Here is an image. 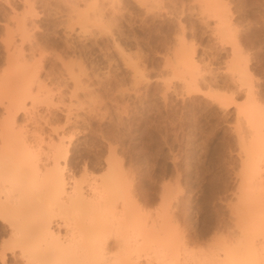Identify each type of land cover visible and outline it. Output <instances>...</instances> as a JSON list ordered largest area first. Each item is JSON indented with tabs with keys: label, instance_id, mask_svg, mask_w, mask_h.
<instances>
[{
	"label": "rangeland",
	"instance_id": "1",
	"mask_svg": "<svg viewBox=\"0 0 264 264\" xmlns=\"http://www.w3.org/2000/svg\"><path fill=\"white\" fill-rule=\"evenodd\" d=\"M210 3L221 13L223 11L231 24L230 31L238 39V54L241 56L238 55V62L241 59L246 63L248 81L256 98L264 104V0H211ZM79 10L80 13L77 12ZM21 17L26 21L25 29L28 31L25 33L22 31L24 27L21 29L18 24ZM79 17L88 18L83 28L79 26V21L77 23ZM214 20L215 16L206 9L205 0H0V74L15 71L14 64L15 68L21 66L24 58L22 64L28 68L27 73L25 71L21 75L22 80L24 83L29 80L27 82L33 88V94L38 96L33 105V113L37 110L36 116L12 106L6 110L4 105L15 90L24 87V83L19 81L6 87L0 85V120L7 121L13 113L10 118L15 119L13 126L17 128L22 124L28 127L30 131L25 127L27 132L23 135L30 143L37 142L38 139L33 137L37 134L45 141L50 136L58 137L60 131L66 132L67 138L73 135L68 141L70 143L67 142L70 151L65 163L70 177L78 178L83 174L99 176L106 169L104 157L108 153V145H113L116 156L123 159L125 170L129 171L128 174L133 173L128 175L130 187L132 184V189L136 186V191H133L137 198L141 197L138 199L140 205L144 203L146 208L142 207L151 211L154 207L162 208L159 207L162 203L167 216H174L168 220L170 227L173 226L170 230L177 238L174 237V247L162 249L161 246L159 253L170 255L179 263L189 260L188 257L191 258L187 262L192 261L193 255L203 258L206 253L209 254L210 264H219L222 258L226 259L222 244L223 247L227 244L224 232L231 230L227 226L233 223L229 207L235 196L231 189L238 183L235 172L242 165L238 136L245 130L239 128L241 119L237 117V105L246 101V86L240 85L236 75L228 68L231 44L217 35ZM20 32L26 34L25 37ZM180 37H184L186 45H190L193 59L199 64L198 70L201 68L198 73H204L203 81L209 79L210 83L204 81L210 84L209 87L201 81L203 76L198 80V87L184 86L183 71L179 70L181 66H177L172 58L177 48L175 42ZM11 47L16 48L15 53L22 55L23 52L21 60L19 58L12 63L7 54L8 50L12 51ZM79 63L84 64V71L87 70L93 80L83 74L86 72H80L82 78L91 80L89 83L92 86L86 88L81 84L76 89L77 94L85 97L82 91L93 90L97 86L93 90L95 94L92 92V99L77 96L80 103L72 91L75 84L69 71L73 67L78 72ZM133 74L140 80L136 78L138 81H135ZM46 91L51 93V97L65 102L45 103L44 96L49 95H45ZM58 96H62L61 99ZM41 97L43 102L38 101ZM29 99L26 98L27 104ZM84 101L99 106L92 111L87 110L90 107L88 103L87 106L82 104ZM65 113L70 115L71 121H66ZM239 130L244 131L240 133ZM67 131H70L69 135ZM105 131L110 132L109 136ZM104 133L108 138L104 137ZM45 141L41 143L40 153L44 163L48 162L49 153L48 142ZM132 179L135 183L130 181ZM165 194L166 199L162 196ZM169 212L172 215H168ZM0 221V225L5 227V222ZM221 230H224L223 234ZM146 245L140 250L144 255V258L143 255L140 257L143 261L148 259L149 254L154 255L151 245ZM114 246L111 248L116 251ZM171 249L173 252L167 251ZM9 255L8 261H13ZM205 256L204 259L207 258ZM208 258L205 264H209Z\"/></svg>",
	"mask_w": 264,
	"mask_h": 264
},
{
	"label": "bare ground",
	"instance_id": "2",
	"mask_svg": "<svg viewBox=\"0 0 264 264\" xmlns=\"http://www.w3.org/2000/svg\"><path fill=\"white\" fill-rule=\"evenodd\" d=\"M210 1L211 0H205V6L206 9H208V11L215 16L214 21L216 23V26L214 27L216 29L214 30L218 31L219 34L216 31L218 36H220L225 41L227 40L231 44L232 53H231V59L229 60L230 62L228 63L230 64L228 68L229 67L231 68V72L234 75H236L237 78L236 80H239V82L241 83V84L240 83L237 84L240 85L244 84V86H246V101L244 103L242 102L243 104L239 105L238 103L237 105L238 106L237 117H239L241 120L243 118L244 121L243 123V121L240 120L241 124L243 123V125L241 126L240 124L239 128L241 130L242 129L245 130V132H243L244 130L241 132L239 130L240 133L243 132L244 134L238 136L240 137L239 138L240 142L238 140L239 145L241 144L240 145L241 149L240 148L239 149L240 151L242 150L240 152L241 153L240 156L243 155L242 158L240 157V159L242 160V165L241 168L238 166L239 167V169L237 170L238 173L237 171L235 172L236 175H238V177L236 178L237 180L239 179L238 183L236 182L237 183L235 184L236 186L235 187L233 186L234 189H231L233 190L231 191L233 192L232 194H234L235 196V201L233 203L231 202L229 207L230 208L229 213L230 215L232 214V219H233L231 222L233 223L232 224L228 223L232 227H230L229 225L227 227L229 229L230 228L232 229L231 230L227 229L226 232H224V230L223 231L221 230V234H223L222 232H224V237H225L224 242L226 241L227 244L226 245L224 244V247L222 244V248L224 249V255L226 256V259L222 258V260H220L221 263L219 264H264V128H263L264 104L263 101H260V98L259 100L258 98H256L254 94L253 86H251V84L248 81L249 77H248V69L246 63L244 64V62H242V60L240 59V61L244 64L242 66V63L238 62V58H239L238 55L240 56V54H238L239 53L238 43H237L238 39H236V35L233 36V34L230 31L232 29L230 28L231 24H229L228 20L225 18L226 16L223 14V11L221 13L216 6L210 3ZM76 6L78 5L76 4ZM72 8L74 9L73 6ZM80 11L81 10L77 12L80 13ZM85 16L88 15L86 14ZM87 19H88L87 17L86 18L79 17V20L77 19V23L79 21L80 23L79 26L80 27L82 26L83 28L85 26V22L87 21ZM25 22H26L25 19L22 17L18 21V24L21 27V29H23L24 27V29L22 30L24 33L28 31L27 29H25L27 28V26L25 27ZM20 34L23 35V33L21 32ZM25 35L23 36L25 37ZM23 36H21V38ZM24 37L22 39H24ZM7 42L9 41L7 40ZM7 42H5V44ZM185 42L186 41L184 37L183 38L180 37L178 42L177 41L175 42L177 48H175V50L173 51L174 55H172V58L174 59L173 61H176L177 66L179 67L181 66L179 70L183 71V72L181 71L182 72L181 74L183 75V83L185 85L183 83L182 84L189 88H196L198 87L199 84L198 80L203 76L201 79V81H203V78H205V76L203 75L204 73L201 74L202 72L198 73L201 68L198 70L197 66L199 64L195 62L196 59L195 60L193 59L194 57L190 52L191 50L189 47L190 45L189 44L186 45ZM12 45H14V43ZM5 46H9V45H5ZM14 47H11V49L13 48L11 52L10 50L7 49L9 51V53H7L9 59H11V61L13 60L12 63L15 62L14 60L16 59L18 60L23 55V52L22 55L20 52L15 53L16 48ZM19 49H21V47L17 48L18 51ZM17 55H19V57H17ZM32 55L34 56V54ZM22 58H20L19 60H21ZM22 60L20 62L21 66L18 65L17 68H15L16 65L15 64L14 66L12 65L15 71L2 72L0 74L1 86L6 87L10 84L18 83L19 81H23L24 83V80H22L21 75L24 74V72L28 67L27 65L25 66L22 64L23 63ZM82 63H79L80 66L77 68L78 72L77 70L75 71V69L72 66H71L72 69L70 68L71 70H69L71 74L70 77L73 78L75 84L72 91L74 95H76V97L81 94V93L77 94V90H76L77 87L81 86V84L86 88H90L92 86V84H90L91 80H88L90 78L89 77L90 73L87 72V70L84 71L85 66L84 64L82 65ZM22 65L23 67L25 66V70H23L24 68L22 67ZM80 72L81 73L86 72L83 73L84 75L89 73L85 75V76L89 75L88 76L89 78L88 77H86V79L85 77L82 78L83 74H81ZM25 73H27V71ZM197 73L198 75L200 74V76H198ZM132 76L134 77L135 81L140 80L137 78V76H134V74ZM197 76L199 78H197ZM27 81L29 82V80H26L25 82L26 85L24 83V87L22 89L18 88V90H15V92H13L8 102L4 105L6 110H9L10 107L12 106L16 108V110L21 108L22 110L29 111V113L30 114L32 113V115L37 113V110L33 113L34 111L33 105L37 99L36 98L37 95L35 96L33 94L32 92L33 88L29 86ZM204 81H209V79ZM204 81L203 84L205 83ZM206 84L207 83H205L204 86ZM38 85L40 87L41 83ZM88 85H90V87ZM109 85H111V83ZM208 85L210 84H207L206 86ZM94 87L96 88L97 86ZM200 87L202 88V85ZM82 88L83 90L86 89L84 87H81V89ZM95 88H93V90ZM37 89L39 90V88ZM93 90H88V89L84 90V92L82 91L83 93L82 95L84 96L86 95L85 97H90V99H92L91 96H92V92L94 93ZM72 91H70V93ZM58 92H60V95H62L61 91ZM47 93L48 92L46 91L45 95H47ZM220 94H215V95L216 97H218L220 96ZM211 96L214 95L212 94ZM42 97L38 101L42 100ZM61 97L59 99H61ZM79 97H77V100H79L78 99ZM85 97H81V98L84 99ZM26 98L28 99L30 98L29 99L30 102L28 104ZM44 99H46L45 103L51 105L55 104L56 102H61V103L65 102L62 100L59 101L58 99L51 97V93L46 97L44 96ZM78 102L80 103V100ZM83 103L86 104L88 102L84 101L82 102V104ZM92 103L94 102H91V104ZM91 104L88 103L90 109L88 108L87 110L92 111V109L93 108L95 109V107L97 106L96 104H95L96 106H93L94 104L93 105ZM69 105H71V103ZM80 106L83 107V105L81 104ZM96 110L98 112L97 108ZM96 110H93V112L95 113ZM65 111L67 112V110ZM74 115H76V113ZM12 116L13 113H11V117ZM34 116H32L31 118H33ZM11 117L9 116V119H7V121L3 119L0 120V138H1L0 139L1 140L0 142V220H3L5 222L4 223L5 227L0 225L1 226L0 227V264H205L204 261L208 258L207 256H209V254L207 255L206 252H205L206 254H204L206 255L205 258L207 257L206 259H204V255L203 258H201L200 256L195 258L196 256L193 255L194 257L193 256L192 257L194 260L192 259V261L187 262L191 258L187 256L189 260L187 261L185 260L184 262L180 261L181 263L176 262L177 260L174 261L173 258L170 257V255L168 257V256H163L161 255V253H159L161 251V246H163L162 249L166 247L173 248L174 247L173 241L177 239L175 234L173 236V232L171 231L173 229V226L170 227V225L168 224V220H170L169 217L171 216H167L166 207L165 205L162 206V203L161 206H159L162 208L156 209L157 207H154V209H156L155 211L154 209H152L153 211L152 210L149 211L150 209L148 208L145 210L146 208L145 205H144L145 208H143L144 203L140 205L141 203H139L138 199L141 197L137 198V196H135V192L133 191V189L135 190L136 186L135 188L132 189L133 184L131 183L132 186L130 187L128 175H133V173L128 174L129 171L127 172V170H125V164H123V159L121 160L120 159L121 157L116 156L115 153L116 150L113 145L112 146H110L111 144L108 145V153L104 157V161L106 163V169L99 176H96L95 174L86 176L85 174H83L84 176L78 178L75 176L70 177L71 174L70 176H68L67 175L68 172L66 173L65 170L66 169L65 163L68 160V154L70 151L68 148L69 145L67 146V144L70 143L68 141H70L73 136V135L71 136L69 135L70 131L69 132L67 131L69 135L68 138L66 132L65 135V133H61L60 131L57 135L58 137L50 136V139L49 140L47 139L48 141L47 140L45 141V139H43L40 136V134L36 133L38 136L34 135L33 137L34 138L36 137L38 139L36 140L37 142L30 143L29 140L25 138V135H23L24 132L30 131L27 130L28 127H26L24 124L23 125L26 128L23 127L22 124L21 126L16 125L18 126L17 128L14 127L13 121L15 123V119L13 120L14 117L10 119ZM36 119L34 117V120ZM69 119H70V115L66 114V121H68ZM245 121L247 122V125ZM91 123L92 122H90V124ZM244 125L245 128H243ZM24 128L27 131H25ZM72 133L74 134L73 131ZM105 133H107L108 136L110 134V132H106V131ZM107 135L105 134L104 137H107ZM113 138L115 139V137ZM43 140L46 143L48 142L47 147L49 148V149L47 148L49 150V153H47L48 162L45 163L41 162L42 156H40V153L42 152L41 143H43ZM8 156H10L9 158L12 160H9ZM96 157L98 156L96 155ZM128 170H130L131 172V169ZM130 181L133 182V179ZM162 196H164L163 198L166 199V194ZM170 214L172 215V213L169 212L168 215ZM174 224L176 225L175 222ZM111 238L114 240L113 243L111 242ZM180 238H178V240ZM113 244L116 245L114 247H117L115 248L116 251H113L112 250L113 248H111ZM144 244H147L146 246L151 245L150 247H152L153 250L152 252H154V255L150 256L149 254L148 259L145 258L146 261L140 259V257L142 258L141 255H143V252L141 253L140 250L141 251L143 250L142 248ZM185 244H187V242ZM110 248L111 250H109ZM121 250L123 252H121ZM172 250L173 249L167 251L170 252ZM186 251H184V253ZM110 253L113 254L109 255ZM192 253L194 254V252ZM196 253L198 254V252ZM8 254L12 256L11 259H13V261L12 260H10V262L8 261L9 259ZM150 257L153 259V261L151 260ZM175 257L176 256H174V258ZM208 261L210 264L209 258L207 262Z\"/></svg>",
	"mask_w": 264,
	"mask_h": 264
}]
</instances>
